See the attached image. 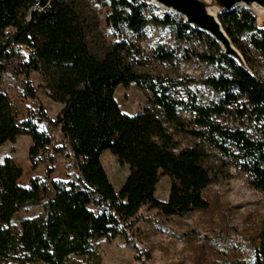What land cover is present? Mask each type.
I'll return each mask as SVG.
<instances>
[{"label": "trees", "instance_id": "obj_1", "mask_svg": "<svg viewBox=\"0 0 264 264\" xmlns=\"http://www.w3.org/2000/svg\"><path fill=\"white\" fill-rule=\"evenodd\" d=\"M105 1L0 0V83L16 61V72L39 74L48 99L61 106L54 121L39 109L19 122L0 90V148L26 136L32 172L47 163L48 180L55 155L71 159L78 172L75 180L51 182V191L40 178L23 188L22 169L0 159V264H65L89 254L97 241L118 237L135 249L128 230L141 210L181 218L209 208L203 193L218 178L213 151L223 169L245 173L251 188L264 192V80L252 73L249 58L253 51L264 63V29L256 16L240 6L217 17L242 67L179 16L147 17L141 0ZM149 26L169 29L172 47L142 52L139 42ZM180 62H198L210 74L199 80L178 75ZM153 63L174 77L152 72ZM130 84L147 99L135 116L121 113L114 100L119 86ZM22 88L26 101L35 100L29 84ZM203 89L215 97L209 103L201 98ZM39 125L58 132L65 154ZM181 138L192 145L183 147ZM106 151L128 170L118 193L100 162ZM162 177L170 180L165 202L155 197ZM31 206L42 214L21 220L15 233L11 220ZM253 249L249 264H264V230Z\"/></svg>", "mask_w": 264, "mask_h": 264}, {"label": "rangeland", "instance_id": "obj_2", "mask_svg": "<svg viewBox=\"0 0 264 264\" xmlns=\"http://www.w3.org/2000/svg\"><path fill=\"white\" fill-rule=\"evenodd\" d=\"M41 1L43 0L35 2ZM94 2L102 6L106 1ZM146 6L147 17L161 19L165 15L152 4ZM102 9L101 18L107 11ZM106 32H109L108 29ZM170 35V30L165 27L149 26L139 46L144 53H148L155 45L172 47L173 38ZM242 41L245 42L246 39ZM249 58L254 66L252 73L264 80V63L260 56L251 51ZM17 63L13 62L3 76L0 90L16 109L18 121L28 120L29 116L36 114L39 109L43 116L54 121L61 106L48 99V91L43 86L39 74L30 71L27 77L22 76L16 72ZM178 68V75L188 76L193 80L210 74V70L198 62H180ZM149 69L174 77L172 70L156 63L150 65ZM28 84L34 90L35 100L26 101L23 98L22 86ZM201 98L204 103H209L215 97L207 89H203ZM114 100L120 112L128 116H135L147 106L145 94L137 84L119 86L115 91ZM38 129L49 133L55 147H64V154L67 152L68 147L58 132L45 125H39ZM30 144V138L20 136L13 144L6 143L0 148L1 160L10 158L22 169L19 184L23 188H28L32 178H40V186L44 188L47 185L49 191L51 182L76 179L78 172L75 162L63 155L54 156V172L48 180L43 178L47 163L32 172L28 163ZM180 144L188 147L192 142L181 138ZM211 155L213 157L210 163L215 167L218 178L203 193V199L209 205L206 211L189 213L181 218H165L155 210L143 209L128 230V237L135 249L126 245L124 237L103 239L93 245L89 254L71 256L65 264H249L253 259V247L259 245L260 231L264 230V192L251 188L245 173L232 166L223 169L216 152L213 151ZM100 162L114 191L118 193L127 177V167H120L108 151L101 155ZM169 187L170 180L162 177L156 187V199L165 202ZM42 212L40 206H31L19 211L11 220V228L18 233L21 220L35 218Z\"/></svg>", "mask_w": 264, "mask_h": 264}, {"label": "water", "instance_id": "obj_3", "mask_svg": "<svg viewBox=\"0 0 264 264\" xmlns=\"http://www.w3.org/2000/svg\"><path fill=\"white\" fill-rule=\"evenodd\" d=\"M145 5L154 4L164 8L176 16H181L186 25L208 37H212L224 51V55L232 58L239 66L246 67L241 54L234 49L230 40L222 31L217 18L209 14V9H217L219 15L244 7L251 11L254 7L262 11L264 23V0H141ZM263 30V29H261Z\"/></svg>", "mask_w": 264, "mask_h": 264}, {"label": "bare ground", "instance_id": "obj_4", "mask_svg": "<svg viewBox=\"0 0 264 264\" xmlns=\"http://www.w3.org/2000/svg\"><path fill=\"white\" fill-rule=\"evenodd\" d=\"M35 1H40V0H35ZM154 7L158 8L160 10V12L162 14H173L171 12H168L167 10H165L164 8H160L158 5H154L152 4ZM251 13L253 15L256 16V20H257V26L259 29H263L264 28V23H263V20H262V11L260 10V8L258 7H254L253 10H251ZM209 14L215 18L218 17L219 13L217 11V9H213V8H210L209 9ZM179 16V15H178ZM181 17V16H180ZM169 32V31H168ZM168 34V33H167ZM171 36V35H170ZM171 39V38H170ZM170 41V40H169Z\"/></svg>", "mask_w": 264, "mask_h": 264}, {"label": "crops", "instance_id": "obj_5", "mask_svg": "<svg viewBox=\"0 0 264 264\" xmlns=\"http://www.w3.org/2000/svg\"><path fill=\"white\" fill-rule=\"evenodd\" d=\"M61 109V108H60Z\"/></svg>", "mask_w": 264, "mask_h": 264}]
</instances>
